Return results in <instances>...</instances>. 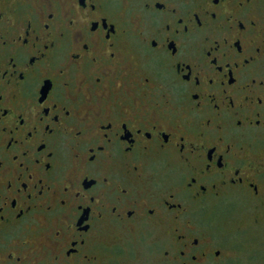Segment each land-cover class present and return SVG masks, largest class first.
Instances as JSON below:
<instances>
[{
    "label": "flooded vegetation",
    "instance_id": "af4514ba",
    "mask_svg": "<svg viewBox=\"0 0 264 264\" xmlns=\"http://www.w3.org/2000/svg\"><path fill=\"white\" fill-rule=\"evenodd\" d=\"M263 134L257 0H0V264H115L157 231L218 264L205 217L264 213Z\"/></svg>",
    "mask_w": 264,
    "mask_h": 264
},
{
    "label": "rangeland",
    "instance_id": "374dc122",
    "mask_svg": "<svg viewBox=\"0 0 264 264\" xmlns=\"http://www.w3.org/2000/svg\"><path fill=\"white\" fill-rule=\"evenodd\" d=\"M257 2L264 19V0ZM239 199L218 202L205 217L210 235L223 250L224 260L218 264H264V213L254 202ZM163 238L157 231L135 239L130 252L117 253L115 264H171L159 254Z\"/></svg>",
    "mask_w": 264,
    "mask_h": 264
}]
</instances>
